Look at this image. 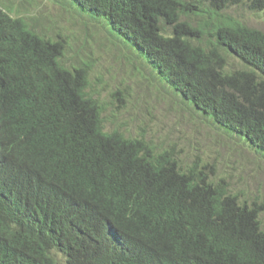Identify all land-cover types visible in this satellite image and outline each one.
Masks as SVG:
<instances>
[{"label": "trees", "instance_id": "obj_1", "mask_svg": "<svg viewBox=\"0 0 264 264\" xmlns=\"http://www.w3.org/2000/svg\"><path fill=\"white\" fill-rule=\"evenodd\" d=\"M69 1L152 86L264 159V31L230 11L264 0ZM17 13L0 5V264H264L259 203L200 157L107 127L92 62Z\"/></svg>", "mask_w": 264, "mask_h": 264}, {"label": "rangeland", "instance_id": "obj_2", "mask_svg": "<svg viewBox=\"0 0 264 264\" xmlns=\"http://www.w3.org/2000/svg\"><path fill=\"white\" fill-rule=\"evenodd\" d=\"M9 10L26 18L35 30L54 38L65 36L64 60L92 62L89 92L105 104L107 127L127 128L131 134L142 129L157 144L174 145L178 155L194 156L213 165L215 176L223 177L231 191L259 203L264 222V159L241 140L228 137L189 114L179 99L133 69L127 50L110 38L100 22L78 11L69 0H0ZM244 24L264 31V12L242 4L230 10ZM116 90L119 93L114 94Z\"/></svg>", "mask_w": 264, "mask_h": 264}]
</instances>
